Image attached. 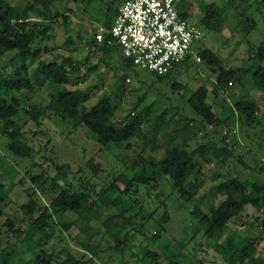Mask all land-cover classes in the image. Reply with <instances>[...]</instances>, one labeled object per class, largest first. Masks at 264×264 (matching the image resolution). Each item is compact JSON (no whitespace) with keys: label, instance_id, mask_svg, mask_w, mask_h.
Wrapping results in <instances>:
<instances>
[{"label":"rangeland","instance_id":"rangeland-1","mask_svg":"<svg viewBox=\"0 0 264 264\" xmlns=\"http://www.w3.org/2000/svg\"><path fill=\"white\" fill-rule=\"evenodd\" d=\"M8 1L12 6L23 7L32 0ZM108 1L95 0L87 6V3L73 5L68 0H51V8L54 11L64 12L69 18L68 22L56 24L49 38L35 45V48L41 51V55L29 70L34 90L9 94L10 99L17 97L21 101V113L17 121L23 128L25 139L34 149V154L32 158L26 159L13 156L6 148L9 140L0 135V184L3 185L1 194H7L6 201L1 207L4 215L0 223V252L7 245L15 244L19 252L17 264H38L34 253L21 242L23 237L16 238L12 229H19L29 234L32 232L31 220L37 219L40 212L28 215L23 209V206L29 202L28 193L32 190L38 192L37 196L42 205L49 206L47 198L50 197L49 187L52 182L41 185L36 178L38 176L53 177L55 175L53 162L60 165L68 164L71 168L68 177L62 180V184L67 183L72 185L74 190L83 191L85 188L82 187L81 179L84 178L89 180L99 193L121 173L131 177L138 171V168L132 172L127 170L128 159L139 160V157H143L159 160L164 157L167 147L171 145L168 141L172 136H175L174 144L183 146L185 140L186 148L192 151L210 141L221 146L222 136L227 131L230 140L234 139V135L238 140L235 156L228 159L225 164L212 159L211 165H203L204 172L200 177L202 185L193 202H185L181 199L173 190L167 177H163L161 182V191L164 194L160 197V201L164 202L161 207L157 198L149 197L145 188L139 189L131 198L124 196L126 203L138 199L146 212L155 211L153 219L145 221L143 218H138L130 227L122 220L118 221L124 229L123 235L130 229L139 230L132 236L131 243L125 248V252L108 251V247H113L115 244L113 239L105 235V228L93 223V236L100 244V249L105 251L100 257L94 258L93 264H143L142 248L160 253L163 246L174 244L177 245L174 252H182L181 261L185 264H222L215 245L223 242L225 236L229 234L243 238L261 237L263 240L259 244L257 256L264 259V231L262 230L264 215L256 209L249 207L248 216L234 219L225 236L217 238L208 237L205 228L193 215L194 208L198 207L202 212L209 213L212 207L220 205L224 198L216 192L215 188L227 179L234 177L251 182H264V173L257 172L264 163V92L254 90L250 81L245 79L242 84L231 85V89L222 93V98L214 102L212 92L208 96V102L213 104V111L224 119L226 106L229 109L230 105L235 104L236 99L246 94L250 95L260 108L257 115L259 124L254 128L241 127V121L231 127V130H226L224 127H207L187 103V99L198 87L204 85L212 90L215 80L211 70L202 61L196 62L198 50L208 49L215 52L226 69L247 67L250 54H254L257 48L264 44V7L256 0H233L230 5L228 3L232 0H188L193 4L192 15L189 18L192 23L203 30L201 19L205 14L204 7L215 3L224 8L225 26L216 32L203 30L204 38L194 45V54L190 56L185 67L181 66L175 73L158 81L150 73L136 69L139 73L138 77L134 70L125 66L121 52L113 51L111 57H106L95 52L91 47L90 42L95 32L106 28L104 22ZM241 14L256 22V28L248 35L241 31L243 21ZM111 21L114 22V15L111 16ZM67 42L70 43L67 44ZM14 54L15 52L5 54L0 60V70L7 66L10 71L8 67ZM67 59L72 61L74 69L71 70L73 81L67 88L87 92L91 97L85 104L88 109L93 107L101 97L108 95L117 108L112 121L116 127L122 126L133 118L134 114L140 113L144 117L140 135L132 140L131 149H123L124 144L118 149L115 147V150H109L101 146L95 135L84 125H77L71 120L62 121L49 111L44 113L40 126H36L24 114V110L29 106L46 105L51 95L61 89L52 83L38 85L39 81L34 80V72L39 63L41 61L47 64L57 63L69 68ZM95 66L97 69H93ZM124 76H127L130 82L127 81L120 86ZM223 100L229 105H224ZM165 112L160 132L153 138L151 134L156 125V119ZM188 122L193 123V130L186 128ZM151 144L156 148L153 149ZM90 160L102 166L103 172L98 177H94L88 167ZM1 165L5 168L13 167L20 172V176L13 179ZM79 170H82V173ZM165 211H168L171 219L164 231L160 233V239L155 243L151 239L157 231L155 222ZM101 212L103 217L117 214L116 209L105 212L103 207ZM64 220L66 221L67 218ZM57 221H55V231L51 233V239L41 240L38 235L34 237L37 242L36 247L46 251L45 258L53 262V257L58 256L64 259L68 251L76 250L85 253L86 259L92 257L91 253L83 251L75 244V238L80 234V229L73 227L66 231L56 224ZM83 226L84 224L81 225ZM234 238L236 241L240 240L237 236ZM50 256L53 257L50 258ZM160 264H167V261L161 260Z\"/></svg>","mask_w":264,"mask_h":264},{"label":"trees","instance_id":"trees-1","mask_svg":"<svg viewBox=\"0 0 264 264\" xmlns=\"http://www.w3.org/2000/svg\"><path fill=\"white\" fill-rule=\"evenodd\" d=\"M68 1L73 5L87 3V6H90L95 0ZM125 1L109 0L107 2L106 21L104 22L107 29L111 28L114 23L111 21V16L114 15L115 20L121 4ZM256 2L264 7V0H256ZM232 3L233 0L228 4ZM51 5V0H32L23 7H15L8 0H0V60L6 53L15 52L8 67L10 71H8L7 66L0 70V135L9 140L6 145L9 153L21 159L32 158L34 149L25 139L23 128L17 121L21 113V101L17 97L10 99L9 94L34 90L33 79L30 77L29 70L30 66L41 55V51L36 49L35 45L39 41L49 38L56 24L68 22V16L64 12L54 11ZM178 9L183 18H190L193 4L188 0H182ZM204 13L201 19L203 30L216 32L224 28V8L212 3L204 7ZM241 17L243 19L241 31L248 35L256 28V22L243 14ZM69 43L67 42V44ZM90 45L95 52L106 57H111L113 51L121 52L117 46L109 47L98 44L94 35ZM198 55L211 70L215 80L212 90L202 85L187 99V103L194 114L200 117L207 127H224L226 130H231V127L240 121L242 122L241 127L254 128L258 125L257 115L260 108L250 95L246 94L236 99L235 104L230 105L229 109L226 106L224 119L213 111V104L208 102V96L212 92L214 102L218 98H222V93L231 89L230 84H242L245 79L250 81L254 90L264 92V44L258 47L254 54H250L245 68L226 69L220 57L212 50L200 49ZM190 56L192 55H189L181 65L165 76L150 74L156 77L158 81L162 80L175 73L181 66L185 67ZM66 62L69 68L63 64H47L42 61L39 63L34 72V80L39 81L38 85L43 86L46 83H52L61 89L51 95L46 105L29 106L28 109H23L24 114L36 126H40L44 113L49 111L62 121L71 120L77 125H84L95 135L98 143L109 150H115V147L118 149L124 144L123 149H131L132 140L140 135L144 117L140 113L134 114L133 118L126 121L122 126L116 127L112 121L117 108L108 95L101 97L93 107L88 109L85 104L90 101V95L80 89L67 88L73 81L71 70L74 69L70 59H67ZM124 62L127 68L134 70L137 76L139 75L134 65L125 57ZM93 69H97V66ZM77 80L79 79L77 78ZM127 80V76L122 77L120 86L125 84ZM223 104L229 105L226 101ZM165 115L166 112L157 117L156 125L151 134L153 138L160 132V125ZM192 125V122H188L186 128L193 130ZM174 139L175 136L169 139L168 142L171 145L167 147L164 157L159 160L143 157H139V160L128 159L127 170L132 172L138 168V171L134 172L131 177L121 173L103 187L99 193L96 192L95 186H92L89 180L84 178L81 179L82 187L85 188L83 191L74 190L70 184H62V180L68 177L71 168L68 164L60 165L53 162L55 168L53 177L38 176L36 178L41 185L52 182L51 187H49L50 197L47 198L49 206L39 202L36 190L29 192V202L23 206V209L28 215H33L37 211L40 212V215L37 219L31 220L32 232L30 234L19 229H12V233L16 238L23 237L21 242L34 253L38 264H93L95 257H100L105 253L104 250L100 249V244L96 242L93 236V223L105 228V235L113 239L115 244L113 247H108V251L113 253L125 252V248L131 243L132 236L139 230L130 229L123 235L124 229L118 221L122 220L130 227L138 218H143L145 221L153 219L155 211L146 212L138 199L126 203L124 196L131 198L139 189L145 188L149 197L157 198L161 207L164 205V202L160 201V197L164 195L161 191V182L163 177H167L173 190L178 193L181 199L185 202H193L202 185L200 177L203 176V165H211L212 159L225 164L228 159L235 156V149L238 145L236 136L234 135V139L230 140L227 131L222 136L221 146L210 141L192 151L186 148L185 140L183 146H178L174 144ZM151 145L153 149L156 148L153 144ZM1 167L13 179L20 176V172L11 166L5 168L4 165H1ZM88 167L94 177H98L103 172L102 166L94 164L92 160L89 161ZM81 171L79 170V172ZM257 172L264 173V163ZM215 190L224 198L220 205L212 207L209 213L202 212L198 207L194 208L193 212L200 225L205 228L208 237H224L234 219H242L245 215L248 216L249 207L264 215V182H251L232 177L218 184ZM2 191L3 185L0 184V223L4 215V210L1 207L7 196L5 193L1 194ZM101 207L104 208L105 212L116 209L117 214L103 217ZM170 219V214L165 211L155 222L157 231L151 237L155 243L160 239V233L164 231ZM56 220H58L56 224L66 231L73 227L79 228L81 232L75 238V244L93 256L86 259L85 253L76 250L68 251L64 259L58 256H50V258L53 257V262L47 260L45 258L47 256L46 251L36 247L37 242L34 237L38 235L41 240L51 239V233L55 231ZM82 224H84L83 227H81ZM11 225L13 227V224ZM262 230L264 231V226H262ZM235 236L239 237L240 240L236 241ZM262 240L261 237L243 238L239 235L229 234V236H225L223 242L215 245V249L222 259V264H264V259L257 256ZM176 246V244L163 246L160 253L142 248V263L160 264L161 260H165L167 264H185L181 261L180 254L182 255V252H174ZM18 257L17 245H7L0 252V264H17L16 259Z\"/></svg>","mask_w":264,"mask_h":264},{"label":"built area","instance_id":"built-area-1","mask_svg":"<svg viewBox=\"0 0 264 264\" xmlns=\"http://www.w3.org/2000/svg\"><path fill=\"white\" fill-rule=\"evenodd\" d=\"M181 2L126 0L112 27L96 31L95 40L101 45L119 47L137 70L165 76L193 55L194 45L204 38L198 25L181 16ZM196 62H201L199 55Z\"/></svg>","mask_w":264,"mask_h":264}]
</instances>
